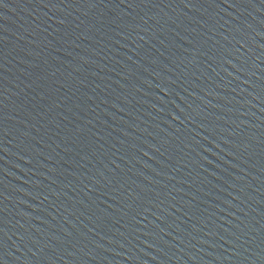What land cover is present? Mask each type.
Instances as JSON below:
<instances>
[{"label": "water", "instance_id": "95a60500", "mask_svg": "<svg viewBox=\"0 0 264 264\" xmlns=\"http://www.w3.org/2000/svg\"><path fill=\"white\" fill-rule=\"evenodd\" d=\"M0 264H264V0H0Z\"/></svg>", "mask_w": 264, "mask_h": 264}]
</instances>
